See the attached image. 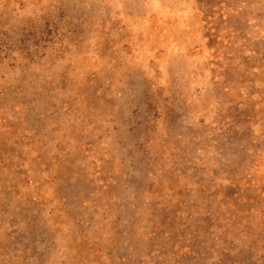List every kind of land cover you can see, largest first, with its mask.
<instances>
[{
    "label": "rangeland",
    "instance_id": "1",
    "mask_svg": "<svg viewBox=\"0 0 264 264\" xmlns=\"http://www.w3.org/2000/svg\"><path fill=\"white\" fill-rule=\"evenodd\" d=\"M0 264H264V0H0Z\"/></svg>",
    "mask_w": 264,
    "mask_h": 264
}]
</instances>
